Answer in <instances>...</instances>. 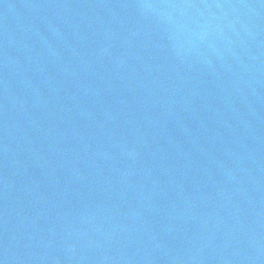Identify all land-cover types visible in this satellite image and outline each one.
Wrapping results in <instances>:
<instances>
[{"label":"water","instance_id":"water-1","mask_svg":"<svg viewBox=\"0 0 264 264\" xmlns=\"http://www.w3.org/2000/svg\"><path fill=\"white\" fill-rule=\"evenodd\" d=\"M3 264H264V0H0Z\"/></svg>","mask_w":264,"mask_h":264},{"label":"snow or ice","instance_id":"snow-or-ice-1","mask_svg":"<svg viewBox=\"0 0 264 264\" xmlns=\"http://www.w3.org/2000/svg\"><path fill=\"white\" fill-rule=\"evenodd\" d=\"M0 264H3V261L2 260H0Z\"/></svg>","mask_w":264,"mask_h":264}]
</instances>
